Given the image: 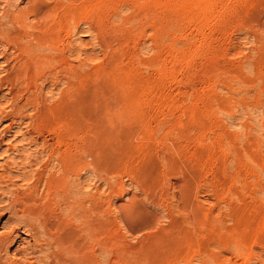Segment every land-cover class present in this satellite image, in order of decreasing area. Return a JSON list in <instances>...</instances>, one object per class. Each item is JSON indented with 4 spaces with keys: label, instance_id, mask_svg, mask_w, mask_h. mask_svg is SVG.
I'll return each mask as SVG.
<instances>
[{
    "label": "rangeland",
    "instance_id": "obj_1",
    "mask_svg": "<svg viewBox=\"0 0 264 264\" xmlns=\"http://www.w3.org/2000/svg\"><path fill=\"white\" fill-rule=\"evenodd\" d=\"M32 1L0 0V264L51 263L16 208L66 194L71 232L95 226L81 264H264V0H75L64 63L17 76Z\"/></svg>",
    "mask_w": 264,
    "mask_h": 264
},
{
    "label": "bare ground",
    "instance_id": "obj_2",
    "mask_svg": "<svg viewBox=\"0 0 264 264\" xmlns=\"http://www.w3.org/2000/svg\"><path fill=\"white\" fill-rule=\"evenodd\" d=\"M77 1V0H76ZM75 0H67V2H65V0H52L51 2H47L45 0H37L35 3L30 2V3H33V5H30L29 8L30 9V13L28 15L31 14V16L33 17L32 19H35L34 22H28V20L30 19L28 16H27V13H25L24 11H26L24 9V11H19L18 14H15V13H12V18L10 17L11 19V23L13 24V27L14 29H10L11 31L10 34L7 35V38L9 37V41L12 42H8L6 41V43H10V46H14V50H16V52L18 53L17 56H15V60L17 61V73L16 75H20V74H24V71L26 72L29 67L31 66L30 64L32 62H38L40 61L41 63L42 62H49L48 59L50 60H54L55 62H61L60 60H62V57H60L59 55L57 56V53L56 52H61V55L63 53L66 54V50H68L66 48V50L63 48L61 49L59 47V41H58V35L59 33L64 30L66 27H69L70 23H71V19H74L73 15L75 14V10L76 8L78 9V7H76V2ZM78 11V10H77ZM76 11V13H77ZM9 12V11H8ZM14 12V11H13ZM29 12V10H28ZM6 13V12H5ZM9 15V14H8ZM7 16V15H6ZM5 16V17H6ZM11 16V14H10ZM30 16V17H31ZM76 16V14H75ZM8 17V16H7ZM77 21V20H76ZM71 26V25H70ZM106 26V25H105ZM32 29V31L30 32V29L29 31L27 30L28 28ZM100 27V26H99ZM71 28V27H70ZM77 28V27H76ZM7 32V31H6ZM99 35V34H98ZM3 36V35H2ZM29 37H32L34 38L35 42H36V47L39 48L40 50L38 51L37 49V52L36 53L34 51L35 54L32 53V50H33V43H31L30 45L31 46H28L27 44H22V40L25 39V38H29ZM31 39V38H29ZM32 40V39H31ZM4 41V40H3ZM34 42V41H33ZM62 42V41H61ZM60 42V43H61ZM27 43V42H26ZM13 44V45H11ZM7 45V44H6ZM9 45V44H8ZM63 45V44H62ZM109 45V44H108ZM34 46V45H33ZM7 47V46H6ZM9 47V46H8ZM16 48V49H15ZM49 48L50 51H46V49ZM112 48V47H111ZM11 49V48H9ZM40 51H42L43 53H39ZM15 52V53H16ZM63 52V53H62ZM65 54H64V57H65ZM2 57V56H1ZM8 57V56H7ZM10 57V56H9ZM63 57V58H64ZM70 57V56H69ZM61 58V59H60ZM39 62V63H40ZM52 62V61H50ZM49 62V63H50ZM45 63V64H46ZM53 63V62H52ZM51 63V64H52ZM61 63H64V62H61ZM35 63H33L34 65ZM43 64V63H42ZM44 64V65H45ZM70 64V63H69ZM43 65V66H44ZM47 65V64H46ZM55 65V64H54ZM36 66V65H34ZM49 67V65H47ZM46 66V67H47ZM53 65H51L49 67V69L52 67ZM70 66V65H69ZM47 67V68H48ZM33 68V66H32ZM41 68V67H38V69ZM54 68V67H53ZM52 68V69H53ZM37 70V68H35ZM44 69V68H43ZM42 68L40 70H43ZM47 70V69H46ZM32 71V70H31ZM52 71V70H51ZM84 71V70H83ZM30 72V71H28ZM43 72V71H41ZM45 72V71H44ZM56 72V71H55ZM78 72V71H77ZM38 73L40 72H37V75ZM47 73V72H45ZM28 74V73H27ZM41 74V73H40ZM43 74V73H42ZM48 74V73H47ZM68 74H71V75H74V70L71 71H68ZM78 74V73H77ZM26 75V74H25ZM76 75V74H75ZM35 76V75H34ZM44 76V75H43ZM11 77V76H10ZM30 77V76H29ZM41 77V76H40ZM46 77V75H45ZM64 77V76H63ZM8 78V77H7ZM49 78V77H48ZM16 79V78H15ZM14 79V80H15ZM31 79V77H30ZM4 80H6L4 78ZM40 80V79H39ZM51 80V79H50ZM53 80V79H52ZM27 81V80H26ZM38 81V80H37ZM53 82V81H52ZM12 84V82H10ZM70 84L72 82H69ZM8 84V83H7ZM14 85V84H13ZM24 87V86H23ZM59 89V88H58ZM71 89V88H70ZM28 90V88H27ZM78 90V89H77ZM21 91V90H20ZM75 91V90H74ZM73 91V92H74ZM16 92H14L15 94ZM63 93V91H62ZM69 93V92H68ZM67 93V94H68ZM71 93V92H70ZM69 93V94H70ZM13 94V93H12ZM20 94V93H19ZM26 94V93H25ZM65 94V95H67ZM74 94V93H73ZM73 94H71L70 98L72 100V97L74 99V96ZM18 95V93H17ZM22 95V94H21ZM40 95V94H39ZM61 95V94H60ZM14 96V95H13ZM24 96V95H23ZM15 97V96H14ZM20 98H22V96H18ZM28 97V96H27ZM35 97H38V96H35ZM34 97V98H35ZM69 96H66V98L64 97L63 98V94L61 95V97L59 98V101L57 103L56 106H53L51 109H53L52 111H57L59 113H63V112H66V113H69V112H72V119L73 121L75 120L74 116L76 114V106L75 105V101L72 100V102H66V100L68 101V98ZM17 98V97H15ZM26 98V97H25ZM68 98V99H67ZM23 99V98H22ZM28 99V98H26ZM45 99H47L45 97ZM35 100L34 99V102H33V105L35 104ZM24 101V100H23ZM33 101V100H32ZM37 101V100H36ZM42 101V100H40ZM19 102V101H18ZM25 102V101H24ZM37 103V102H36ZM27 104V103H26ZM55 104V103H54ZM17 105V104H16ZM25 105V104H24ZM27 105H30V103H28ZM26 105V106H27ZM32 105V103H31ZM37 105V104H35ZM25 106V107H26ZM45 106V105H44ZM36 107V106H35ZM43 107V103H42V106ZM78 107V106H77ZM35 109V108H34ZM48 109V107H47ZM46 107L44 110H47ZM70 110L69 112H67V110ZM37 110H41V108L38 107ZM43 111V110H42ZM38 112V111H37ZM45 112V111H44ZM43 112V114H44ZM26 113V112H25ZM40 113H42L40 111ZM55 114V113H54ZM12 115V114H11ZM40 115V114H39ZM15 116V115H14ZM50 116V115H49ZM55 116V115H54ZM17 118V117H16ZM67 155V154H66ZM67 157V156H66ZM70 161V166H69V170L68 171L69 173H74L75 170L78 168L76 166V161L75 159H71L69 160ZM62 162V161H61ZM64 163V162H63ZM62 163V164H63ZM61 165V164H60ZM63 167V166H62ZM67 167V166H66ZM68 168V167H67ZM62 169V168H61ZM64 172V171H62ZM67 172V174H69ZM66 176V175H65ZM62 178V177H61ZM60 178V179H61ZM60 179H58L60 181ZM70 179V178H69ZM55 180V179H54ZM50 181V180H49ZM48 182V186L49 184H55L54 182H57V181H51L50 183ZM64 182V180H63ZM57 183H60V182H57ZM65 183V182H64ZM56 185H59V184H56ZM51 186V185H50ZM67 186V184H66ZM64 187V186H63ZM63 187H62V190H63ZM69 187V185L67 186V188ZM34 188V187H33ZM51 188V191H52V186L50 187ZM50 188H49V191H50ZM58 189V188H57ZM66 188H64L63 191H65ZM54 190V189H53ZM61 190V189H60ZM61 190V191H62ZM67 190V189H66ZM69 190V189H68ZM68 192V191H67ZM64 193V192H62ZM70 193V191H69ZM52 194V193H51ZM53 196L50 195L49 193V196L52 198H55V195L56 194H52ZM60 195V194H59ZM57 195V196H59ZM62 195V194H61ZM60 195V196H61ZM68 196V197H66ZM36 197V196H35ZM49 197V199H50ZM64 198V201L66 203V209L67 211H69V214L67 215V211L64 210V214L67 215V218L63 217L62 215H59L58 213H49L48 214V210L49 208L47 209L48 206H50L47 202H45V204H42L41 202H35L34 205H31V206H27V205H23V206H20L19 208H16V211L18 213H21V215H27L31 222H28L29 224V227H30V230L32 233V231L34 230V233H32V235L34 236V238L36 239V246L38 247H41L43 248V244L47 245L48 248H53L55 247L57 250H53L49 253V257L51 258V263L50 264H81L82 261H86L85 260V257H86V251L89 247V241L90 238L84 236V235H88L90 237H93L94 236V233L96 232L95 231V226H93V222L91 223L88 219L87 221L83 222V227L80 226V229H79V233L78 232H74L73 233L71 232L70 228H73L72 225H70V222L73 220V219H80L81 217H86L85 215L87 214H80L79 213V210H80V204H79V201L78 199H69V197H73L72 195L70 196V194H66L65 196H61ZM37 198V197H36ZM52 198V199H53ZM77 198V197H76ZM60 199L57 197V200ZM62 199V198H61ZM60 199V200H61ZM41 200V199H40ZM56 198L55 200L53 199V205L52 206H57V205H60V209L62 208L61 205L63 204H60L61 201H57ZM72 200V201H71ZM31 201V200H30ZM51 201V200H50ZM34 202V200L32 201ZM52 202V201H51ZM63 202V201H62ZM64 203V202H63ZM25 204V203H24ZM82 204V203H81ZM94 205V204H93ZM83 207V205L81 206ZM63 209V208H62ZM69 209V210H68ZM85 209V208H84ZM52 210V208H51ZM55 210V209H54ZM53 210V211H54ZM56 211V210H55ZM59 211V210H58ZM63 211V210H62ZM66 211V213H65ZM99 211V210H98ZM61 212V211H60ZM65 215V216H66ZM26 216V217H27ZM93 217V216H92ZM100 217V216H99ZM86 219V218H85ZM98 221V220H97ZM75 222V221H74ZM95 222V221H94ZM106 223V222H104ZM79 224V223H78ZM96 225V224H94ZM70 226V227H69ZM40 227H41V230H40ZM77 227V226H76ZM101 227V226H100ZM75 228V227H74ZM29 230V231H30ZM28 231V230H27ZM107 231V230H106ZM87 232V233H85ZM97 238V237H96ZM88 239V240H87ZM102 239V238H100ZM105 241V239H104ZM107 242V241H105ZM97 243V242H95ZM99 243V242H98ZM107 244V243H106ZM104 244L103 246L101 247H104V249L107 247V245ZM43 246V247H42ZM46 246V247H47ZM91 246V245H90ZM45 247V248H46ZM96 247V246H95ZM37 249V248H36ZM36 249H32V251H35ZM40 249V248H39ZM102 249V248H101ZM108 249V248H107ZM46 250V249H44ZM43 250V251H44ZM50 250V249H49ZM42 251V249L40 250ZM90 251V250H89ZM88 251V252H89ZM37 252V250H36ZM46 252V251H45ZM93 253V252H92ZM89 254V253H87ZM153 255V254H152ZM89 255H87L88 257ZM151 258V257H150ZM97 259V258H96ZM149 259V258H148ZM47 263V262H46ZM31 264V263H29ZM98 264V263H97Z\"/></svg>",
    "mask_w": 264,
    "mask_h": 264
}]
</instances>
